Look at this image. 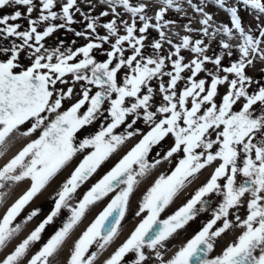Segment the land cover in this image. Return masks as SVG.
Returning <instances> with one entry per match:
<instances>
[{"label":"snow or ice","instance_id":"6c2138e0","mask_svg":"<svg viewBox=\"0 0 264 264\" xmlns=\"http://www.w3.org/2000/svg\"><path fill=\"white\" fill-rule=\"evenodd\" d=\"M104 2L116 16L117 6L131 14V22L122 21L123 34L113 19L102 25L107 34L99 35V17L81 12L78 0H61L59 6L58 0H39L35 18L36 0H0V10L13 5L26 9L0 15V41L8 42H0V156L8 138L25 123L30 126L21 135L39 132L0 167V188L30 181V187L0 217V250L40 212L34 209L23 221L14 223L25 206L78 154L82 155L52 197L50 212L0 259V264H24L25 260L26 264H51L49 258L90 208L108 198L74 241L66 261L96 264L119 237L138 185L158 165L171 164L173 159L177 162L170 173L160 175L137 202L134 219L139 222L103 264H124L130 254L129 264H264V84L255 81L257 87L250 91L254 81L246 73L253 58L264 59V27L258 25L257 38L242 26L236 7L225 8V0H216L231 18L232 27L222 28L228 37L220 43L224 51L209 56L203 39L185 35L180 44L168 40L173 50L164 54L163 28L171 23L164 20V15L174 6L180 11L176 0H163L155 24L147 16L144 3ZM237 2L254 10L257 19L264 15V0ZM197 11L203 13L202 8ZM75 13L87 21L82 31L71 27L77 23ZM203 14L201 23L207 26L212 16ZM100 15L107 16L108 12ZM22 19H27V28L17 22ZM150 28L159 32V39L146 44ZM185 28L193 31L188 25ZM61 29L87 42L79 47L65 46L63 41L46 46V38ZM233 29L240 41L239 56L225 66V55H233L229 42ZM202 31L209 35L208 27ZM75 43L73 40L72 45ZM105 44L109 48H104ZM148 47L150 53L145 51ZM182 49L190 50L194 58L186 62ZM94 52L106 58L98 61ZM22 56L27 64L22 63ZM207 64L214 68L208 69ZM69 75L71 81L66 79ZM58 84L71 86L65 89ZM76 84L80 85L79 91H75ZM74 96L76 99L65 109L64 103ZM140 123L147 127L146 132L138 127ZM92 125L97 128L94 133L78 137ZM122 126L125 130L117 132ZM135 136L141 138L77 200L78 189ZM169 137L172 143L149 160L152 149ZM213 164L216 166L210 176L186 203L162 219L161 214L174 198ZM213 194L222 198L215 208L210 200ZM209 208L211 218L171 257H166L162 251L166 242ZM241 208L245 209L243 217L239 214ZM64 210L69 215L62 226L29 256L46 227ZM233 227L240 229L238 237L221 254L210 258L217 238ZM93 246L96 251H90Z\"/></svg>","mask_w":264,"mask_h":264},{"label":"bare ground","instance_id":"6f19581e","mask_svg":"<svg viewBox=\"0 0 264 264\" xmlns=\"http://www.w3.org/2000/svg\"><path fill=\"white\" fill-rule=\"evenodd\" d=\"M89 1L88 4L83 6L81 9V12L84 11L86 8H91L93 4V0H87ZM103 1L104 0H100ZM180 0H176V3H178ZM142 3L147 5V9H151V12L153 13V16H156V13L160 10L161 7H163V0H142ZM134 4H139L137 2H132ZM94 9V8H93ZM97 9H102L104 12H108V15L105 16V19H115L120 18V19H125L128 15L131 16L130 13H128L125 9H123L122 6H117L116 12L119 14L118 16L114 15L111 11V7L106 3L105 5L99 4L98 8H95L94 10ZM79 16L81 14L79 13ZM165 18H169L171 22H173L174 25L182 26L185 27V25H188L189 21L191 22L192 18L191 16L185 17L181 13H178L174 7L168 8L167 11L165 12L164 15ZM151 18H153L151 16ZM156 21V20H154ZM152 23V19H151ZM189 26V25H188ZM190 27V26H189ZM196 27V26H195ZM255 31V29H251L248 32ZM165 33V40L168 41L171 40L173 44H178L176 38L178 31H173L168 28L164 29ZM105 33L104 35H106ZM190 36L193 40L200 39V35H193L190 34L189 32H186L184 34ZM57 41H63V37L61 36L60 30H58L52 37L47 38V40H50L51 44L49 47L57 46L55 44H52L53 39H56ZM206 45H208V51L207 55L213 56L219 55L220 52L224 51L221 47L218 48V53L214 52L215 47L218 46L217 40H208L205 42ZM48 46V43L46 44ZM234 48L235 45L232 46V53L233 55L231 57H228L225 55L224 60H229V58H234ZM170 51L173 50L172 48L169 49ZM186 51L182 50L181 54L185 57L186 62L192 59V56L190 54L188 56H185ZM237 58V56H236ZM97 60L103 59H98ZM214 68V67H213ZM212 68V69H213ZM247 73L254 74V65H250L246 68ZM69 81L72 80V77L69 75L66 77ZM166 79V78H165ZM71 86V84H69ZM65 89L66 85H63ZM80 85L76 84L75 85V91H79ZM225 88V87H224ZM76 97H73V100H68V102L71 104ZM141 130L144 129V127L140 126L139 127ZM85 130L89 133H94L97 128L96 125H92L89 127H86ZM23 131L20 130L19 132H14L6 141V145L4 146V154L0 156V167H2L5 163H7L10 159H12L24 146H26L27 143L31 142L34 140V136H23L20 133ZM140 136H135L125 142L116 153H114L110 158H115V159H120L128 150L131 149L138 141H139ZM172 143L171 137L166 138L165 141H163L160 145L159 148L154 151L151 155L149 160L153 156L156 155L157 151H160L161 149H166L170 144ZM109 158V159H110ZM108 159V160H109ZM107 160V161H108ZM80 161V156H76L72 163L63 169L60 173L57 174L55 178H53L50 183L39 193L28 205L25 206V208L22 210V215L26 213L27 211H32V208L38 207L40 203L44 202L46 203L47 200L54 196L58 188L60 187L61 183L68 177L70 174V171L75 167V165ZM177 160L173 159L172 163L169 164L167 162H164L160 165H158L155 169L151 171V173L144 178V180L141 182L140 185H138L137 190L134 192L133 196L131 197V208L126 216V219L122 222V231L119 235V237L98 257L96 264H103L104 260H106L115 250L116 248L123 243V241L127 238V236L130 234V232L134 229L136 224L139 222L138 219H134V212L137 209V202L142 198V194L154 183V181L162 174H169L170 171L175 167ZM106 163V162H105ZM218 163V162H217ZM104 165V164H103ZM103 165L97 170V172L87 181L82 187L84 186H90L94 182H96L99 178H101L105 171L102 173L101 169L103 168ZM216 164H213L210 167L205 168L204 170L199 173L198 178L195 179L192 183H190L186 188H184L173 200V202L169 205V207L165 210L164 213L161 214V217L173 213L177 211L181 206H183L184 203L191 197V195L194 194V192L197 190L198 187H200L210 176L212 173L213 169L215 168ZM30 187V181L25 180L21 181L19 183L15 184H9V187L6 191L3 193V199L0 201V217L4 215L6 212L7 208L10 207L15 199H19L21 195L24 194V192ZM247 199V197H245ZM108 202V198H106L102 202H98L96 205L92 206L90 210L85 214V216L82 218L81 222L75 226V228L72 230L70 233L69 238L66 240V242L62 245V247L58 250L56 254H54L53 257H50L51 264H66V261L68 259L70 249L72 248L74 241L78 239V237L82 234V232L88 227V225L94 220L95 216L103 209V207L106 205ZM43 203V204H44ZM217 205L212 206V208H215ZM212 208H209L208 211L206 212H201L196 219H198V223L204 224L211 218V212ZM32 209V210H30ZM29 212V213H30ZM239 214L243 217L245 214V209L241 208L239 210ZM22 215L20 214V218L22 219ZM18 217V218H19ZM231 218V217H230ZM38 220V217H34L32 221H30L28 224H26L21 233L15 237L13 240H11L7 247L3 250H0V259H2L5 255H7L10 251L13 250L16 244H18L22 239H24L29 231L33 229V227L36 225V222ZM202 220V221H201ZM20 223V222H18ZM220 222H218L219 225ZM191 221L189 222L188 225H186L182 230H178L177 233H175L165 244V249H162V251L166 252V257H171L178 249L180 246H182L188 239H190L193 235H191ZM55 233V232H54ZM53 233V234H54ZM240 234V229L238 228H231L230 230L226 231L224 234H222L221 237L217 238L215 242V247L214 251L210 253L212 257H215L216 255L221 254L222 250L225 249L230 243H232ZM96 251V248L94 249ZM34 247L32 246L31 251L29 253V256L34 254ZM131 257H126L124 264H129ZM26 264V260L24 262Z\"/></svg>","mask_w":264,"mask_h":264},{"label":"rangeland","instance_id":"374dc122","mask_svg":"<svg viewBox=\"0 0 264 264\" xmlns=\"http://www.w3.org/2000/svg\"><path fill=\"white\" fill-rule=\"evenodd\" d=\"M141 1L142 0H130V2H137V3H142ZM60 2H61V0H58V6H59ZM88 2L89 1H87V0H78V7L80 9H82L83 6L88 4ZM92 2H93V4L91 5L92 7L91 8H87V9L85 8L83 12L84 13H88L91 16L99 17L98 33H99V35H104L105 33H107V30L104 29L102 27V25L104 23H107V22L113 20V19H111V20L110 19H105L104 18L105 16H101L100 14L102 12H104L102 9L94 10L95 8H98L99 4L105 5L106 4L105 2L100 1V0H93ZM36 3H37V11L33 12L32 18H35L38 15L39 0H36ZM176 4H178L179 8H180V11H177L175 6H174L175 10L178 13H181L185 17L191 16L192 20H191V22L189 21L188 25L190 26L191 29H193V31L189 32V31L186 30L185 27L174 25L173 22L167 23L166 26L163 28V31H164L165 28L173 30L174 32L178 31L179 34L176 35L177 36L176 40H177L178 44H180L182 42V38L184 37V34L186 32H189L190 34H193V35H200L201 36L200 39H203L205 42H207L208 40H217L218 46L215 47L214 52L218 53V48L220 47L221 41L228 40V37L225 36V34L222 31V28H223V26L232 27L231 22H230V19H231L230 18V14L227 11H225L224 8H221L216 3V0H191V2H189V0H180ZM233 6L237 8L238 15L241 18L242 26L245 28V30L249 31L251 29H255V31H251L250 34H253L257 38H259L258 25L260 27H264V15H260L259 19H257L256 18L257 17V13L254 10L250 9L249 7L243 5L242 2L238 3L237 0H225V8L226 7H233ZM197 8H202L203 9V13H207V14L212 16V20L209 22V25L205 26V25H203L201 23V21L204 19V14L202 12H200V11H197ZM16 10H20L21 12H26V9L23 6H15V5H13V6L6 7L4 9L0 10V15L11 14V13H13ZM55 10L58 11L59 7H57V9H55ZM146 14L149 17H151V16L153 17L152 18V24L157 23V21H154L155 17L153 16V13L151 12L150 7H149V9H146ZM115 19L117 20V25L119 27L120 33L123 34L124 33V25H123L122 21L131 22V16L128 15L125 19H120V18H116L115 17ZM75 20L77 21V23H75L71 27L75 31L84 30L87 21H85L82 16H79V13H75ZM164 20L165 21H170L169 18H165V17H164ZM17 22H19L23 26V28H27V26H28L27 25V19H22V20L17 21ZM57 23H59V21H57ZM140 26H142V24L139 21V19L137 18V27H140ZM204 27H208V32H209L208 36H205L203 34L202 30H203ZM60 32H61V36L64 39L63 42H64L65 46L79 47V46L84 45L87 42L84 38L76 37L74 35V32H69V31H67V29H61ZM233 32H234V36L229 42L232 44V46L235 45V48H234L235 57L234 58H229V60H224L223 64L225 66H228L230 64V62H234L239 56L238 43L240 41L237 38V36L235 35V29H233ZM213 33L215 35H212ZM146 35L148 37V40L145 42L146 44H149L150 42H152L155 39H159V32L155 28H150ZM112 39H113V42H114L115 38H112ZM73 40L76 41L75 45H72V41ZM46 41L48 43V46H50V44H51L50 42L51 41L47 40V38H46ZM0 42H3L5 44L8 43L7 41H0ZM162 43H163V53L167 54L170 51L169 49L171 48V45L168 44L166 41H163ZM52 44H55V45L59 44V42L57 41V38L53 39ZM104 48H106V49L109 48V45L105 44ZM182 50L186 51L185 56H188L190 54V56H192V59L194 58L195 54L192 53L190 50H187V49H182ZM145 51L147 53H150L152 50H151L150 47H148V48L145 49ZM94 55L98 59H101L103 57V59L98 60V61H103L106 58L105 56L100 55L99 52H94ZM211 56H213V54ZM236 56H237V58H236ZM22 63H24V64L28 63L26 57L22 56ZM252 65H254V74H251L250 72L249 73L246 72L247 75L249 77H251L253 79V81H254V83L251 85V87L249 89L250 91L256 89L257 85H256L255 81H259L261 84H264V59H261L259 57H255V58H253V64ZM206 67L211 70L214 67V65L207 64ZM204 75L205 74L202 73L201 74V78H203ZM69 86H70L69 84L66 85V88L69 87ZM224 91H225V88L222 86L220 88V92L223 94ZM140 126L144 127V129H142V131L146 132L148 130L147 127L143 123H140L138 125V127H140ZM158 148H159V145L154 147L152 149L150 155L154 151L156 152V150ZM150 155H149V158H150ZM118 160L119 159L110 158L108 161H106V163H104L103 168L101 169V172L103 173L105 171V173H106L108 170L111 169V167H113L118 162ZM221 183H223V181H221ZM90 186H84V187H81L80 189H78V191L76 193V199L78 200L79 198H81L82 195L88 190V188H90ZM52 197H50L47 200L46 203L42 202V203L39 204V206L43 207L42 208V212H41L42 217L39 219V221L36 223V225L33 228H35L42 221L43 217L45 218L46 215L50 212L51 208L53 207V202H54ZM221 199H222L221 197L216 196V195L213 194L210 197L212 206L218 205V203L220 202ZM49 202H52V205L43 206V205H46ZM32 209H34V208H32ZM32 209H30V210H32ZM173 213L166 214V215L162 216L161 218L162 219L167 218L169 215H171ZM68 215H69V213L66 210H64V211L61 212L60 216L56 219V221L60 224L58 226V229H59V227L62 226L63 222L67 219ZM56 221L53 224H50V225H48L46 227L44 233L42 234L41 241L39 243L33 245L35 252L39 250V248L43 245V243H45L51 237V235H53V233H54V231L56 229ZM197 221H198V219H196V218L193 221H191V224H192L191 235H194L198 230H200V228L203 225L202 223L200 224ZM94 249H95V246H93L90 249V251H94ZM129 256L131 257V254ZM211 257L212 256L210 255V258Z\"/></svg>","mask_w":264,"mask_h":264},{"label":"flooded vegetation","instance_id":"af4514ba","mask_svg":"<svg viewBox=\"0 0 264 264\" xmlns=\"http://www.w3.org/2000/svg\"><path fill=\"white\" fill-rule=\"evenodd\" d=\"M57 87H63V85H57ZM64 88V87H63ZM71 104L68 102V101H66L65 103H64V108L66 109L67 107H69ZM30 126V124L29 123H25L24 125H22L21 126V130L22 131H25L28 127ZM125 129L123 128V126L120 128V129H117V132H123ZM89 132H88V130L86 131L85 129H83L79 134H78V137H83V136H85L86 134H88ZM38 135H39V132H37V133H34L33 134V136H34V138L36 139L37 137H38ZM77 156H80V160L82 159V155H77ZM8 187H9V185H6L4 188H0V194L1 193H3L4 191H6L7 189H8ZM17 200V198L15 199V201ZM14 201V202H15ZM54 203V202H53ZM47 205H52V202H49V203H47L46 205H43V206H47ZM42 206H38V207H35L34 209H40V212H39V214L37 215V217H38V220H37V222L39 221V219L42 217V214H41V212H42ZM33 209V210H34ZM44 210V209H43ZM29 212L30 211H27L26 213H24L23 215H22V213H20L21 215H22V219L24 220V218L29 214ZM20 216V215H19ZM18 216V217H19ZM16 218V221H14V223H18V222H21L22 220H21V218L19 217V218ZM43 219H44V217H43ZM42 219V220H43ZM56 221V220H55ZM36 222V223H37ZM60 224L56 221V229H55V231L56 230H58V226H59ZM60 228V227H59ZM34 229V228H33ZM32 229V230H33ZM54 231V232H55ZM29 233H30V231H29ZM28 233V234H29Z\"/></svg>","mask_w":264,"mask_h":264}]
</instances>
